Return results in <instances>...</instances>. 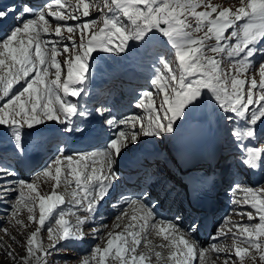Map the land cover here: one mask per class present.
Returning <instances> with one entry per match:
<instances>
[{"label":"snow or ice","instance_id":"6c2138e0","mask_svg":"<svg viewBox=\"0 0 264 264\" xmlns=\"http://www.w3.org/2000/svg\"><path fill=\"white\" fill-rule=\"evenodd\" d=\"M90 8L100 12L101 17L81 20L90 17ZM69 20L80 23L68 24ZM192 20L196 22L194 28ZM201 31L203 35L197 37L195 33ZM0 33H3L0 38V126H7L17 155L24 151L23 130L46 120L59 122L64 126L63 132L69 135L87 137L99 131L90 126L91 113L80 107L79 100L70 99L81 97L85 91L93 52H115L152 64L151 83L161 97L157 105L152 91L141 93L137 107L146 110V117L126 116L119 120L115 116L106 117L100 127L106 125L110 135L102 150L75 160L64 156L61 150V154L42 169L43 176L55 181L50 194H40L34 182L24 180L18 181V186L0 190L5 197L9 192L17 193L13 216L26 209L28 221L37 224L24 242L27 255L21 257L23 264L36 257L37 251L41 256L51 254L42 243L37 244L46 222L48 238L53 241L51 249H56L57 243L62 248H70L85 238L80 226L94 219L101 202L116 193L118 163L130 146L145 143L141 137H163L187 123L215 119L218 124L223 122L235 163L242 169L264 174V0H240L235 10L221 9L210 0H76L75 3L48 0L39 9L31 5L30 0H21L19 5L16 2L0 5ZM211 40L215 43L208 44ZM164 48L169 51L167 57ZM208 53L224 54L233 70L222 68L221 59ZM257 55L262 58L258 69ZM58 56L65 57L63 62ZM65 66L66 75L62 80ZM254 70L259 72V81L249 75ZM50 76L54 78L49 79ZM17 85L19 87H15ZM104 111L96 109L99 116H104ZM89 159L90 171L87 164L82 168L73 166ZM64 161H67L68 175L75 177L74 203L93 214L77 217L75 226H70L65 219L66 215L75 213L59 207L65 200L56 191ZM97 164L100 167H96ZM3 175L13 177L15 173L4 170ZM230 187L234 194L243 193L232 203L250 205L259 219L255 225L234 226V239L247 245L236 247L234 255L240 264L245 257L255 264L254 250L264 264V186L252 188L235 183ZM171 192L170 188L161 187L160 191L141 192L138 199L125 201L142 213L132 217L133 221L142 223H130L124 232L108 233L106 247L101 249L97 243L80 264L93 261L101 264L98 256L102 254L107 258L113 252L120 264H146L151 259V250L139 255L136 252L142 242L141 232L149 221L158 230L157 234L168 241L161 247L174 249L168 257L173 264H191L197 255L203 258L208 249L200 247L197 239L200 225L195 219L183 229L180 226L183 217L179 214L171 220L158 216V206ZM37 206L38 218L34 214ZM241 214L247 215L249 220L257 218L252 212ZM125 215L127 212L122 211L117 220ZM53 224L58 227L54 228ZM0 231L7 235L6 228ZM100 232L99 228H93V238L98 239ZM218 232L227 235L223 229ZM10 238L17 243L15 236ZM217 239V236L212 237L214 241ZM0 245L8 249L5 255L16 259L14 251L3 245V241ZM210 250L218 256L227 251L217 243H212ZM155 256L160 258L161 253L155 252ZM37 262L39 264L38 257ZM224 264H230V258H226Z\"/></svg>","mask_w":264,"mask_h":264},{"label":"bare ground","instance_id":"6f19581e","mask_svg":"<svg viewBox=\"0 0 264 264\" xmlns=\"http://www.w3.org/2000/svg\"><path fill=\"white\" fill-rule=\"evenodd\" d=\"M32 1L33 2H40L41 0H32ZM9 3H12V0H0V5H5V4H9ZM47 3H48V1H47ZM1 35H3V33H0V36ZM46 38H49V37H46ZM94 56H95V54L92 53V59H90L91 61L89 63V66L92 68H93V61H94L93 57ZM261 59L262 58L259 55H257L255 57L256 68H257V65L260 63ZM135 62H136V60H134V59H128L126 61H122L121 64L124 67V69L122 70V66L120 67L121 71H119V72H121V74H119L117 76L116 80L112 79V76H105V81H104L100 74H99V77H97L95 79V74H94V77L92 76V79L95 81L89 83L88 82V75H87V78L85 80V86H86L85 91L81 94V97H79V98L70 97V99H72L73 101L79 100L80 101V107L87 109V111L91 113V115L88 117V120L91 122L90 126L93 129H98L99 130L98 132H94L92 135L87 136V137H81L79 134L69 135V134L63 132L64 126L61 125L57 121H52L53 122L52 124H54L55 126H51L48 131L45 130L44 128H41L40 124L35 125L32 129L25 128L23 130V133H22L23 143H24L23 153L29 157H32L31 160L29 161V169H32L33 167H35L36 164L38 166V165L44 163V161L46 159H48V157L50 156L51 151L48 150V148H46V144L48 143L47 141H49V139H50V138H47L48 136L49 137L54 136L55 139H57V140L58 139H64V140L68 139L67 145H70L72 150L79 149V148H77V145H81L80 143L86 138H94V139H97V141H99V142H104V140L109 135L108 130H107V126L104 125L103 128L101 129V127H100L101 126V119L103 118V116L97 115L96 111H94V109L91 108V106L93 105L92 102H93V100H96L101 95V92L104 89H106L109 86H111V87L115 86L114 85L115 83H117V84L124 83L125 84V81L128 80V81L134 82L136 84L139 83L142 85H148L149 83L145 79H142L143 76L141 75L142 77H140L139 74H137V68L140 67L139 64L142 63L143 60L138 59L137 66H134ZM143 63H145V62H143ZM150 65H152V64H150ZM91 69H89V72L91 71ZM110 72H115V71L111 70ZM106 73H108V72L106 71ZM258 75H259V72L257 73V76ZM49 79H51V76L49 77ZM96 81H97V83H96ZM15 87H19V86L17 85ZM96 87H99V88L95 89ZM116 98H118V97H116ZM116 114H117L118 120L124 117L123 111L117 112ZM202 122L206 126L205 135H203V137L198 136V135H197V137H193V136H195V134H193L192 132L195 131L197 124L198 123L202 124ZM84 127H89V124H84ZM2 131L3 132H2V136L0 137V142L4 143L2 146H6V144H7L8 147L10 148L9 150L3 151L4 155L7 157H9V156L11 157L13 155V152L15 153V155H17L15 148H14V145H13V142L10 138L11 133L7 130V126H3ZM47 132H48V134H47L45 141H44V139H41V140L38 139L40 136H42L40 134H43V133L45 134ZM221 132L222 131H221L220 124H218L215 121V119H212L211 121H200V120H198L196 122L187 123L183 127L176 129L173 134H166L165 136H163V142L162 143L158 142L157 139L153 138V137H143V140L145 141V143H143L142 145L145 146L147 148V150L141 149L140 152H138V150L135 149V151H132V152H135V156H132V153L129 152L128 157H125L122 160H120L118 163L119 175L124 170V168H123L124 163L133 162L137 158H140V157H143V158L154 157L156 159L158 157L157 151L151 150L150 148H152V147H155L157 150L158 148H161L164 146V149H168V150L172 149V153H175L176 148H178V149L181 148L183 151L188 152V153H194V152L198 151L199 149L201 150L203 148V150H204L203 156L205 158H207L208 161L212 160L213 163L217 167H219L220 169H222L224 171V176H225L224 180L227 184H230L234 180H237L239 178V176L242 175L243 177H247L248 180H250L251 182H254L255 184L260 183L259 185L255 186V188L258 186H263L264 185V182H263L264 181V174H261L258 170L249 171L250 175L249 174L233 175L231 173L230 169L225 166L223 160H225L226 158H228L231 155L230 153L232 152V149L229 146V144L225 143V141L223 142L224 130H223V133H221ZM186 139H187V141H185ZM1 140H5V141H1ZM34 142H36V143H34ZM28 143H34V145H29ZM218 145H221V147H220V149L218 148L216 150V147H218ZM18 157L20 158L19 166L21 168V163H22L21 156L18 155ZM5 163H6V167H4L2 170L0 169L1 170L0 173L2 172V174H0V178H1L0 179V188L17 185V182H16L17 179L14 178V176L13 177H6L3 175L4 170L9 171V167H8L9 165H7L8 164L7 162H5ZM65 163L67 164V161H64V163L61 164L62 173H61L60 185H65L66 183L69 185L72 183L74 188L77 189L75 181L72 182V180H73L72 176L66 174L67 170H66ZM201 163L202 162L198 163L199 164L198 167H200ZM87 165L89 166V164H87ZM14 166H12V167H14ZM73 166H75L77 168L84 167V165L81 166V164L80 165H73ZM96 167H100V165L98 164ZM90 168L91 167L89 166V169ZM41 169H39V170H41ZM162 170H163L162 172H159L158 169L156 168V170L153 171V175L159 177L160 180L163 179V181L165 183H169L170 167L168 166ZM171 174H172L171 180L175 181V174H173V173H171ZM41 175H43V174L42 173L38 174L36 179L39 180V177H41ZM50 179L52 180L51 177H50ZM28 181L33 182L34 179L29 178ZM34 183H35V181H34ZM68 185H67V187H68ZM75 189L66 188V190L68 192L64 195L65 203L63 205H60L59 206L60 208H64L68 205H76L74 203L75 198L72 196V193L74 191H76ZM57 192L61 193V191H59V190ZM232 195H233V192H232ZM242 195H243V193L240 194V196H242ZM13 196H14L13 194H8L7 197L4 196V198H6L8 201L7 204H9V202L12 200ZM70 196H71V200L69 198ZM166 201L167 202H165L162 206L158 207V216L164 217L167 219H171L172 218V216H171L172 215V213H171L172 209L176 210V211H182V208L177 207V205L174 204L172 206V203L169 201V198L166 199ZM167 203H168V206H172V208H171V210L165 212L164 210L167 206ZM106 206L103 209H105ZM101 209L102 208L99 206L97 211H102ZM119 209H120V206L116 205L112 208V211L117 212V211H119ZM56 211H59V208L54 210L53 217H52L53 219H55V212ZM76 211L79 212L77 217H81V218L87 217V213L82 211L80 208H77ZM71 213H73V212H71ZM240 213H243V212H240ZM69 215H66L65 219H67L69 221L70 225L75 226L76 223H74L73 220L70 219ZM141 215H142V213L139 212L136 209V207L132 205L130 207L129 213L127 215H125L122 220H120V221L118 220V222L117 221H115V222L111 221L110 222V225L112 227H115L116 229H118V230H116L115 228H114V230L112 229L113 231H111V233L116 234V233L124 232L126 226L130 223H136L139 225L140 223H142V221H139V220L133 221L132 217L133 216L139 217ZM237 215H239V214H237ZM234 217H236V215H232L230 217V219H233ZM74 218H75V215H74ZM108 219L109 218H105L103 220H94V221H91L89 219L85 222V224L81 225L80 227H81V231L84 233L85 241L87 239H90L91 237H93L92 236V231H93L92 225L94 223L98 224L97 228H99L101 230V232L103 230L105 232L106 230H105V227H103V226L107 225L105 222ZM75 220H77V218H75ZM190 221L191 220L189 217H185L181 220L180 226H182V225L187 226L190 223ZM116 222H117V224H119L118 228L114 225ZM149 222L151 224V227L150 228L146 227V229L143 232H141L142 242H141V245L139 246L140 250H137L136 254L139 255L141 253L148 252L149 250H151V259L149 261H147L146 264H173V262L170 259L167 260V258L169 257L170 252L174 249L168 248V250L165 251L166 253L161 252L159 250L160 246H156V244L166 245V244H168V241L164 240L162 236H159L160 238L157 239L155 237V235L157 234L158 230L153 227L152 221H149ZM45 225H47V223ZM110 225H107V227H111ZM233 226H234V224H232V227L228 228L225 224H223L221 227V229H223V233H226L227 235L225 236L222 234V236H223L222 241H223L224 245L222 243H219V244L221 245V247L225 248L227 251L225 253H221L219 255L220 257L221 256L224 257L226 254H228V255L232 254L229 250L230 247H228L230 245L228 243V239L229 238L232 239V237H233L232 236V234H234V233H232ZM53 227L56 228L58 226L53 224ZM229 229H231V231H229ZM42 230L43 229H41V231ZM46 230H47V227H46ZM133 231H136V229H133ZM151 234H155V235H151ZM97 235H98V238L100 239V242H99L100 245H103L104 247H106V242L109 239L108 233L105 232L104 236H102V237H100L99 234H97ZM198 237H200V239H198L200 245H201L202 239H203V242L209 241V242L215 243V241L212 240L213 235H208V236L199 235ZM97 240L98 239H94L92 243H88L86 245L85 249L88 250L89 254L91 253V251H92L93 247L95 246V243L97 242ZM58 246H60L59 243H58ZM80 246H81L80 243L76 242L72 247L69 248V250H66L67 252H65V255H69V256H73V257L75 256L78 258V261L81 262V260L83 258H85L86 255L84 253L78 254L75 252V248H80ZM63 249H66V248H63ZM101 249H103V247H101ZM162 251H164V250H162ZM155 252H161V256H160L159 260L157 257H154ZM55 253L58 254V256H61L64 252H61L59 249V251H57ZM204 255L207 256V259H208V256L209 255L213 256V253L205 252ZM214 256H218L216 252L214 253ZM109 257L115 259L114 264H120V260L118 257L115 256L114 252ZM107 258L104 257V260L107 261ZM161 258H165V259L162 261ZM51 260H52V257H49L48 261L50 262ZM67 261H70L71 264H78V261H76L74 259L62 261V263L68 264V263H66ZM207 261L209 262L210 260L208 259ZM107 264H108V262H107Z\"/></svg>","mask_w":264,"mask_h":264},{"label":"rangeland","instance_id":"374dc122","mask_svg":"<svg viewBox=\"0 0 264 264\" xmlns=\"http://www.w3.org/2000/svg\"><path fill=\"white\" fill-rule=\"evenodd\" d=\"M72 2L75 3L76 0H72ZM97 2H99V0H97ZM210 2L212 4H214V5H218L221 9L222 8H226V7H230L233 10H235L237 7L240 6V0H210ZM246 2H247V0H246ZM199 10H203V9H199ZM90 12H91L90 17H82L81 20L87 21V20H90V19H96L98 17H101V13L98 12L95 8H90ZM105 12H106V9H105ZM67 23L68 24H78V23H80V21H71V20H69V21H67ZM191 23L193 24V28H194L195 25H196V22L194 20H192ZM99 26L102 27V23H100ZM204 30L206 31V28ZM65 34H67V33H65ZM195 35L197 37L202 36L203 35V31H201L199 33H195ZM51 38L55 39L54 37H51ZM77 41H78V38H77ZM207 43L208 44H214L215 40L207 41ZM58 47H59V45H58ZM163 51H164L165 56L167 57L168 54H169L168 49L164 48ZM93 54H95V56L93 57L94 58L93 68L89 66V69L92 68L91 71L89 72L90 74L88 75V82L89 83L95 81V80L92 79V76L94 77V74H95V79L97 77H99V74H100L104 81H105V76H112V79L116 80L117 76L120 74L119 71H121L120 67L122 66V64H121L122 61H126L128 59H133L131 56L125 57L124 54H117L115 52H102L101 51V52H97V53L93 52ZM208 55H214L218 59H221V61H222L221 67L224 68L225 70H229V71L233 70L231 63L228 61L226 56H224V54H221V53H208ZM57 59L60 60L61 62H63L65 57L58 56ZM134 60H136L134 66H137L138 59H134ZM90 61H89V63H90ZM143 62H145V61H143ZM143 62L140 63L139 65L140 66L145 65V63H143ZM146 66L148 68L151 67V71L153 72V66H150V67H149V65H146ZM258 67H259V64L257 65V69H258ZM123 69H124V67L122 66V70ZM111 70L115 71V72H110ZM106 71L108 73H106ZM257 73H258V71L254 70L249 75L255 76L256 79L259 81L260 76L259 75L257 76ZM65 75H66V66L64 68V71L62 72V80L65 78ZM139 76L142 77L141 75H139ZM51 78H54V77H51ZM152 78L153 77H151V81H152ZM96 83H97V81H96ZM116 84L117 83H115L114 85H116ZM149 84H150L149 91L153 92V98L155 99L156 104L159 105L161 97L156 94L155 86L152 83H149ZM99 87H96L95 89H97ZM120 92H123V91L120 90ZM123 100L124 99L122 98L119 101H123ZM136 106H137V104H136ZM132 116L146 117V110L137 107V111ZM52 123H53L52 121H47L46 120L44 123H42L40 125H41V128H44L45 130L48 131L51 126H55ZM222 123L220 124L221 131H222L221 133H223V130H224V127L222 126ZM2 128H3V126H0V137L2 136V132H3ZM47 134H48V132L45 133V134L44 133L40 134V135H42L43 138H46ZM141 139L143 140V137H141ZM156 139L160 143L163 142V137H156ZM1 141H5V140H1ZM225 141L228 142L226 137H225ZM48 147H49V149L52 148V150L54 151L53 154H55V155H53V158L50 159L52 161L58 155L61 154V150L60 149L63 146L59 145V144H54L52 146L49 143ZM135 149H137L138 152H140V150H141L137 146H130V149L127 151V154L124 156V158L128 157V153L129 152L132 153V151H135ZM169 152L170 151L168 150L167 153H166L167 155L163 154L164 153L163 147H161L159 150H157V153L159 154V161L157 162V164L163 166V167L162 166L159 167V171L161 170L160 172L163 171L162 169H164V167L173 164L172 160H171V157L169 155ZM50 160H49V162L47 164L44 165V169L46 167H48V165L51 162ZM229 161L230 162L227 165L235 173V168L238 167V165L235 163L233 157L229 158ZM66 165L67 164L65 163V166ZM89 171H90V169H89ZM0 174H2V172ZM38 174H40V173L36 172L35 174L32 175V177H33V179L35 181V184L37 185V189H38L39 193L42 194V195L50 194V192L53 189V186L55 184V181L51 180L50 177H45L43 175H41V177H39V180H37L36 177L38 176ZM72 179H73L72 182H74L75 181L74 180L75 177L72 176ZM238 179H241L243 181H248L247 177H243L242 175H240ZM17 180L18 181H20V180L27 181V179H25L24 177L23 178H17ZM29 182H31V181H29ZM239 183H241V182H239ZM244 184H245L246 187H251L252 186L251 183H247L246 182ZM67 185L68 184L66 183L65 185H60L58 188H56V191H58V190L61 191V193H59V192H57V193L64 196L68 192L66 190V188H69V187H67ZM8 187H11V186H8ZM2 188L3 187H1L0 190H2ZM253 188H255V187H253ZM8 194H13L14 196H13L12 200L9 202V205L0 204V228H6L7 229V235L3 231H0V241H3V245H7L8 248H11L14 251V253L16 255V259H12V258L8 257L7 255H5V253H6V251L8 249L6 247L0 245V264H23V261L21 260V257H24V256L27 255V253H26V251H25V249L23 247L24 242L28 239V237L30 236L31 232L36 229L37 224L36 223H31V222L28 221L29 213L27 212L26 209H21V211L16 216L12 215V213L14 211V205H16V202H17L16 201L17 193L16 192H9ZM33 195H35V194H33ZM237 197H238V195H236V194L235 195L234 194L230 195V199L228 200L229 203H230L229 213L227 215H225V217L223 218L225 220H222L219 224L215 225L213 231L211 232L212 235L218 233V230L220 229V226H221L222 222H226L228 224L227 218L229 216L237 214V212H235L233 210H239V212H243V213L252 212L253 216L257 217V218L253 219V220H249L247 215H242L240 213L239 215H236V217L233 218L232 224L236 225V224L243 223L244 225H255V224L259 223L258 214L255 212L254 209H252L250 207V205L247 206V207L244 206L242 209L241 208L239 209V208H237L236 206L233 205L232 200L237 198ZM239 197H241V196H239ZM69 198L71 200V196ZM0 201H2L1 203H5V204H7V202H8L7 199L4 198V195L2 194V191H0ZM178 202H179V200H175V203H178ZM34 214L38 218V216H39L38 206L34 209ZM69 217H70V219L73 220L74 223L77 222V220H75V218H74V215L70 214ZM17 220L22 221V223H20V224L16 223ZM117 222L114 224L115 226L117 225ZM46 223H47V225H45L43 230L39 233L37 244L39 245V244L42 243V247L45 250H50L51 254L47 255V256H41L40 252L37 251L36 257L31 258L28 261V264H38L37 257L39 258V264H63L62 261H66V260H69V259H74V260L78 261V258L75 257V256L73 257V256L65 255V252H67L66 250H69V248L63 249L62 247L58 246V243L56 245V249H51V245H52L53 241H50L49 238H48L49 237V233L46 230V227L48 226V222H46ZM234 226H233L232 233L235 234L236 233V230H235L236 228ZM227 227L230 228V227H232V225L231 226L228 225ZM114 228L115 227H106L105 228V230H106L105 232L106 233H111V231H113ZM116 230H118V229H116ZM234 234L232 235L233 236L232 239L231 238L228 239V243L230 244L228 247H230L229 250L232 253L231 255L226 254L224 257H222V256L221 257L220 256H214L215 252L212 251L213 256H210V255L208 256V259L210 261L209 262L207 261L208 259H207V256H206V258L203 261V264H224V260L226 258H230V264H240L239 260L234 255V249L236 247H247V245L241 243L238 239H234ZM151 235H155V234H151ZM12 236L16 237L17 243H13L12 242V240L10 238ZM100 237H102V236H100ZM155 237L157 239L160 238L157 234L155 235ZM99 242H100V239L98 238V240L95 243V245L98 243L99 246L104 248V246L100 245ZM201 243H203V239L201 240ZM220 243H222L224 245L223 242H220ZM217 244H218L219 247H221V245L219 243H217ZM156 246H160L159 250L161 252L166 253L165 251H162L160 244H156ZM35 247L36 246L34 245V248ZM221 248H223V247H221ZM59 249H60L61 252H64L61 256H58V254L55 253V252L59 251ZM89 255L90 254L86 255V257H88ZM252 255L256 256L255 264H261V261L259 260V254L256 253L253 250L252 251ZM49 257H52V260L50 262L48 261ZM154 257H156V256H154ZM98 259L101 261V264H107V262H108V264H112V263L114 264L115 263V259H113L111 257H108L107 261L104 260V257H103L102 254H100L98 256ZM159 259L160 258H158V260ZM161 259L163 261L165 258H161ZM66 263L71 264L70 261H67ZM78 264H80L79 261H78ZM92 264H96V261H93ZM243 264H253V261L250 258L245 257V259L243 261Z\"/></svg>","mask_w":264,"mask_h":264}]
</instances>
